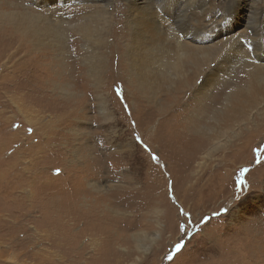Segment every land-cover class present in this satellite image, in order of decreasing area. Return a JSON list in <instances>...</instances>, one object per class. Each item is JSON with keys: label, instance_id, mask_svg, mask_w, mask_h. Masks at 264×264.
<instances>
[{"label": "rangeland", "instance_id": "obj_1", "mask_svg": "<svg viewBox=\"0 0 264 264\" xmlns=\"http://www.w3.org/2000/svg\"><path fill=\"white\" fill-rule=\"evenodd\" d=\"M41 1L0 0V264H264V89L182 145L179 117L163 118L181 89H153L128 49L124 16L136 8ZM205 2L222 12L215 43L228 38L233 53L201 89L181 91V106L213 95L221 106L230 90L264 84L250 69L264 52L245 43L264 0ZM92 15L86 37L75 22ZM156 57L149 71L179 74Z\"/></svg>", "mask_w": 264, "mask_h": 264}, {"label": "bare ground", "instance_id": "obj_2", "mask_svg": "<svg viewBox=\"0 0 264 264\" xmlns=\"http://www.w3.org/2000/svg\"><path fill=\"white\" fill-rule=\"evenodd\" d=\"M60 1L62 0L58 2ZM108 1L109 0H104L102 5H106ZM122 1L126 7V11L128 8H130L131 11L133 8L137 10L136 13L124 16V21L128 24V38L131 40L132 44L128 49L132 54L138 56L136 62L138 64V74L140 78L154 80V84L152 85L153 89L157 88L160 90L168 85L173 86L175 89H181L177 93H170L169 100L172 99L174 105L170 107L168 111L166 110L163 116L165 119L171 116L179 117L178 122H176L178 128L176 129V137L182 139H180V141L177 139V143L186 146L192 145V147L195 148L198 145L199 137L204 135L207 130H217L231 120L235 112L234 109L241 106L242 103L246 101V95L251 97L264 89V84L261 85V87L250 85L247 90L239 88L232 89L227 93L225 103L221 106L218 103L216 95L212 97L199 96V100L193 103L192 107H187L186 105L181 106L180 103H178L181 99V91H184L187 87H189L191 91L201 89L202 84L214 76V70L219 68L221 64L227 62L232 56L233 44L227 41L228 38L226 41H222V39V42L215 43L220 36L219 29H222V12L218 9H211V11L208 12L205 8V0ZM41 2L47 3L51 2V0H42ZM20 6L22 8L23 4L21 3ZM88 9L93 11L91 7H88ZM160 13H164L165 16H162ZM209 13H211V16ZM26 16L25 11L18 14L19 24L27 20ZM50 16H44L39 13L28 14L32 22H36V24H45L43 27L48 31H51L54 28L53 26H56L54 23L56 22L55 19ZM251 17V35L245 40V43H249L252 47V51H249L260 60L262 59L260 56L263 55L264 52V24L258 20L259 17L256 10ZM94 19L95 17L93 15L88 16L84 20L77 18L78 21L75 22L76 25L74 28L78 29L82 35L87 37L88 33L94 32L92 29V27L95 28L94 22L96 23V21H94ZM112 30L114 34L115 30ZM17 42H19V40H17ZM21 46L22 45H18L17 48H22ZM238 46L242 48L244 44L239 41ZM152 49L157 50L153 56L149 55ZM132 50L139 53L135 54ZM145 54H148V56ZM156 54L164 55L166 57L164 66L179 74L175 77H170L165 76V74H160L159 72L149 71L147 69L148 66L157 60ZM99 60L100 59L97 61ZM250 69L264 72V67H256L254 64H252V68ZM254 73L258 74L257 72ZM249 76L251 77V72ZM4 77H6L5 74H3L0 79ZM197 81L199 84H197ZM158 82L166 83L159 86ZM204 120H206V124ZM178 147L180 148V146ZM197 166L199 170L202 169L199 165Z\"/></svg>", "mask_w": 264, "mask_h": 264}, {"label": "snow or ice", "instance_id": "obj_3", "mask_svg": "<svg viewBox=\"0 0 264 264\" xmlns=\"http://www.w3.org/2000/svg\"><path fill=\"white\" fill-rule=\"evenodd\" d=\"M155 158H156V157H153V159H155ZM180 247H181V245H180V244H177V245H176V250L179 251Z\"/></svg>", "mask_w": 264, "mask_h": 264}]
</instances>
